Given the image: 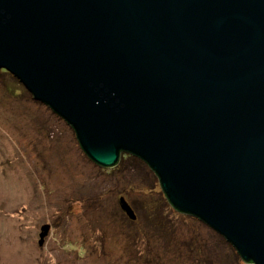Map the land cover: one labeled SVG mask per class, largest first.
<instances>
[{"label": "water", "instance_id": "obj_1", "mask_svg": "<svg viewBox=\"0 0 264 264\" xmlns=\"http://www.w3.org/2000/svg\"><path fill=\"white\" fill-rule=\"evenodd\" d=\"M0 70L93 163L140 159L176 211L264 264V0H0Z\"/></svg>", "mask_w": 264, "mask_h": 264}, {"label": "rangeland", "instance_id": "obj_2", "mask_svg": "<svg viewBox=\"0 0 264 264\" xmlns=\"http://www.w3.org/2000/svg\"><path fill=\"white\" fill-rule=\"evenodd\" d=\"M122 156L93 163L71 127L0 70V264H245L169 204L147 164Z\"/></svg>", "mask_w": 264, "mask_h": 264}, {"label": "trees", "instance_id": "obj_3", "mask_svg": "<svg viewBox=\"0 0 264 264\" xmlns=\"http://www.w3.org/2000/svg\"><path fill=\"white\" fill-rule=\"evenodd\" d=\"M6 72V71H5ZM9 74V73H8ZM12 76V75H11ZM13 77V76H12ZM14 79H16L15 77H13ZM17 80V79H16ZM18 81V80H17ZM19 82V81H18ZM32 97V96H31ZM32 99H33V97H32ZM34 100V99H33ZM35 101V100H34ZM36 102H38V101H36ZM40 103V102H39ZM42 104V103H41ZM44 105V104H43ZM49 108V107H48ZM50 109V108H49ZM56 115V114H55ZM72 129V128H71ZM73 130V129H72ZM79 145V144H78ZM79 148H80V146H79ZM84 153V152H83ZM122 155H124L125 157L126 156H131V157H133V158H136V157H134V156H132V155H130V154H127V153H121L120 154V156H119V161L121 160V158L123 157ZM138 159V158H137ZM119 161H118V163H119ZM117 163V164H118ZM129 205V204H128ZM130 206V205H129ZM136 216V215H135Z\"/></svg>", "mask_w": 264, "mask_h": 264}]
</instances>
